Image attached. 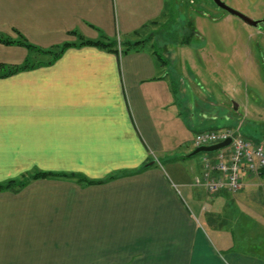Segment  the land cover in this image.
Instances as JSON below:
<instances>
[{"label": "crops", "instance_id": "1", "mask_svg": "<svg viewBox=\"0 0 264 264\" xmlns=\"http://www.w3.org/2000/svg\"><path fill=\"white\" fill-rule=\"evenodd\" d=\"M163 8L0 0V33L41 48L119 44L144 38ZM144 50L72 46L0 76V184L15 182L0 190V264H264V175L241 173L238 191L209 194L203 154L194 164L187 147L176 150L205 129L240 130L237 112L203 97L184 103L179 76ZM27 54L0 43V64ZM39 172L74 177L27 180Z\"/></svg>", "mask_w": 264, "mask_h": 264}, {"label": "rangeland", "instance_id": "2", "mask_svg": "<svg viewBox=\"0 0 264 264\" xmlns=\"http://www.w3.org/2000/svg\"><path fill=\"white\" fill-rule=\"evenodd\" d=\"M221 1L252 19L264 18V0ZM149 28L141 35L151 34L144 46L161 54L166 69L179 76L184 103L205 98L218 112L236 111L231 124L239 125L244 137L264 143V28L246 24L213 0H164L162 15ZM192 139L176 148L179 155L193 150ZM202 154L212 158L215 151L193 155L192 162Z\"/></svg>", "mask_w": 264, "mask_h": 264}, {"label": "built area", "instance_id": "3", "mask_svg": "<svg viewBox=\"0 0 264 264\" xmlns=\"http://www.w3.org/2000/svg\"><path fill=\"white\" fill-rule=\"evenodd\" d=\"M228 138L231 139L228 146L216 151L213 158H202L201 181L210 194L222 189L238 191L241 172L264 175V146L242 137L238 130H203L195 134L192 144L208 145Z\"/></svg>", "mask_w": 264, "mask_h": 264}, {"label": "trees", "instance_id": "4", "mask_svg": "<svg viewBox=\"0 0 264 264\" xmlns=\"http://www.w3.org/2000/svg\"><path fill=\"white\" fill-rule=\"evenodd\" d=\"M156 21V20H155ZM155 21L150 22L147 24L146 27H150L151 24H154ZM18 37L13 39L8 36H5L4 34L0 33V43L6 44V45H11V44H17L21 45L26 48L28 54L25 60L19 64V65H3L0 64V76H7L11 74L18 73L20 71L28 70L35 68L36 66H41V65H49L53 61H55L62 53L63 51L72 46H84V45H92L95 47L103 48L109 51H114L117 52L120 50V54H126L131 51H138V50H147L152 54L154 57V60L158 62L160 65H165L166 61L162 57L161 54H158L156 52L151 51L150 49H146L144 44L149 40L150 35L142 38V39H135L133 41H125L121 42L118 44V41L105 37L103 36L100 39L97 40H90V39H80L78 42H64L60 45L53 46L51 48H41L38 47L30 42H28L21 34H17ZM120 46V48H119ZM33 53H39V55L44 56V58H37L36 60H33L31 58H34L32 56ZM47 57V58H45ZM258 142V141H257ZM59 176V177H71L73 178L74 175L70 174H55V173H47V172H39L35 173L33 176L27 178V180L31 178H45V177H50V176ZM78 180L86 181L87 183H98L101 182L100 180H86L82 176H76ZM27 180L24 182L22 181L20 184L25 183ZM14 180H10L4 184H0V190L7 189L9 186H12L14 184Z\"/></svg>", "mask_w": 264, "mask_h": 264}, {"label": "water", "instance_id": "5", "mask_svg": "<svg viewBox=\"0 0 264 264\" xmlns=\"http://www.w3.org/2000/svg\"><path fill=\"white\" fill-rule=\"evenodd\" d=\"M213 2L220 8L226 10L228 13L232 14V15H235V16H238L240 17L241 19H243V21H245L248 25L250 26H253V27H259V23L263 20H255V19H252L246 15H244L243 13L227 6L226 4H224L223 2H221L220 0H213ZM230 143V138L222 141V142H219V143H216V144H212V145H201V146H198L196 148H194L189 155H196V154H199L200 152H211V151H214V150H217V149H220L226 145H228Z\"/></svg>", "mask_w": 264, "mask_h": 264}, {"label": "flooded vegetation", "instance_id": "6", "mask_svg": "<svg viewBox=\"0 0 264 264\" xmlns=\"http://www.w3.org/2000/svg\"><path fill=\"white\" fill-rule=\"evenodd\" d=\"M221 1V0H220ZM222 2V1H221ZM224 3V2H223ZM215 4V3H214ZM225 4V3H224ZM216 5V4H215ZM227 5V4H226ZM217 6V5H216ZM228 6V5H227ZM218 7V6H217ZM230 7V6H229ZM220 8V7H219ZM232 8V7H231ZM222 9V8H221ZM234 9V8H233ZM224 10V9H223ZM236 10V9H235ZM226 11V10H225ZM238 11V10H237ZM227 12V11H226ZM240 12V11H239ZM228 13V12H227ZM242 13V12H241ZM230 14V13H229ZM245 15V14H244ZM238 17V16H237ZM240 18V17H239ZM241 19V18H240ZM261 19H263L260 23H259V27H258V29H261V28H264V18H261ZM261 19H259V20H261ZM241 20H243V19H241ZM258 20V19H257ZM245 22V21H244ZM246 23V22H245ZM247 24V23H246ZM257 28V27H256Z\"/></svg>", "mask_w": 264, "mask_h": 264}]
</instances>
